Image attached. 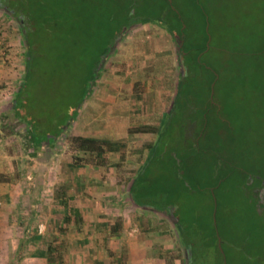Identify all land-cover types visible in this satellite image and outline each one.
I'll return each mask as SVG.
<instances>
[{
  "label": "rangeland",
  "instance_id": "obj_1",
  "mask_svg": "<svg viewBox=\"0 0 264 264\" xmlns=\"http://www.w3.org/2000/svg\"><path fill=\"white\" fill-rule=\"evenodd\" d=\"M170 1L184 22L186 56H194L201 50L198 69H193L191 76L182 82L185 91L190 89L188 101L183 97L176 105L179 108L184 101L188 102L184 105L188 107L187 115L181 122L185 127L184 138L179 137L184 143L195 140L198 146L193 152L211 158L213 167L219 162L226 173L221 185L215 186L222 237L233 241L230 244L245 243L243 252L227 253L228 263L264 264V0ZM69 7L73 9L72 4ZM9 18L17 27L20 63L23 61L24 65L23 35L16 18L10 15ZM156 32L167 35L168 49L151 50L153 54L147 61L155 59V62L146 68L142 66L137 73L130 70L134 67L129 61H121L123 71L120 70L118 60L113 58L116 49L125 48L124 53H127L132 47L130 44L146 35L155 36ZM70 36L68 33L64 42L69 41ZM181 40L177 34L167 32L158 21L135 22L111 39L101 67V62L97 65L96 61H32L24 93L25 106L39 115L44 129L64 128L51 142H41L35 149L36 145L28 136L29 126L23 121L12 120L20 122V137L25 141L23 152L27 154L22 172H28L33 187H39L42 192L48 187L47 193L58 185L60 192L70 193L71 184L64 182L63 175L82 168L93 173L89 185H98L104 191L99 200L105 209L103 213L100 210L103 216L123 220L139 212L144 214L146 211L132 202L129 185L149 151L147 143L154 140L152 134L138 127L152 117L141 112L136 127L135 112L128 114L127 110L132 106L145 109V105H149L158 76L167 72L166 61L174 62V76L177 77L180 70L177 45ZM95 65L99 73L87 87L85 82L90 80ZM118 74H123V85L133 84L137 97L121 98L124 104L120 116L117 115L120 118L116 116L113 122V95L116 94L113 76ZM144 78L148 80L143 84ZM121 90L127 93L123 91L124 86ZM75 135L111 141L117 149L80 150L71 141ZM210 147L214 152L209 151ZM33 148L37 156L30 158L26 150ZM94 174L99 176V181L93 180ZM147 212L149 214L144 215L155 221L154 227L164 225L158 222L164 219L175 232L173 221L165 213L156 209ZM221 214H224L223 221ZM224 228L228 231L224 232Z\"/></svg>",
  "mask_w": 264,
  "mask_h": 264
},
{
  "label": "trees",
  "instance_id": "obj_2",
  "mask_svg": "<svg viewBox=\"0 0 264 264\" xmlns=\"http://www.w3.org/2000/svg\"><path fill=\"white\" fill-rule=\"evenodd\" d=\"M0 8L16 18L24 43L20 85L8 116L26 123L28 134L36 144L51 142L64 128L44 129L39 115L25 106L24 93L32 61H96L97 65L101 62V67L106 57L103 54L120 30L135 22L158 21L172 35L182 38L178 48L185 54L187 77L193 69L197 70L200 62L201 50L194 56H186L184 22L170 0H0ZM68 33L70 40L64 42ZM97 65L92 68L90 80L85 82L87 87L99 72L96 73ZM182 82L180 79L176 83L170 110L154 141L147 144L149 152L132 178L129 193L136 204L150 206L171 218L184 250V264H229L227 253L243 252L245 243L230 244L233 241L222 237L215 190L226 177L222 164L218 162L214 168L211 158L193 152L198 146L195 140L184 143L179 137L185 133L181 122L188 108L185 101L176 107L179 99L184 97L188 101ZM71 141L84 151L116 148L111 141L91 136L75 135ZM209 149L214 152L212 147Z\"/></svg>",
  "mask_w": 264,
  "mask_h": 264
},
{
  "label": "crops",
  "instance_id": "obj_3",
  "mask_svg": "<svg viewBox=\"0 0 264 264\" xmlns=\"http://www.w3.org/2000/svg\"><path fill=\"white\" fill-rule=\"evenodd\" d=\"M1 19L0 264H184V250L176 232L167 226L164 219L157 220L160 223L164 222V225L154 227L155 221L149 215H144L153 209L150 206L138 205L132 200L134 205L142 207L146 212L142 215L139 212L138 215L123 220L111 218L109 215L103 216L100 210L103 213L105 209L99 200L103 198L104 191L99 189L98 185L95 187L89 185V180H92L93 176L90 171H83L80 168L79 171L63 175L64 182L71 184L70 193L60 192L58 185L47 193L45 191L48 187L44 192L39 187H33L28 172H22L24 156L27 154L23 152L25 141L20 137V122L14 123L8 116L13 97L20 85L23 68V61L20 63V40L12 18L0 8ZM154 34L155 36L150 34L137 39L138 41L130 44L132 47L129 46L127 53H124L125 48L116 49L113 58L118 60L120 70L123 71L121 61H129L134 67L130 70L137 73L142 66L146 68L155 62V59L147 61V57L153 54L151 50L168 49L167 35L161 32ZM179 52L180 70L177 77L174 76V62L166 61L167 72L158 76L151 104L145 105V109L132 106L127 110L128 114L135 112L136 127L139 126L137 121L141 112L150 114L152 118L147 119L138 129L152 134L154 139L172 105L176 83L187 77L183 62L184 52L181 50ZM141 57L145 58V61H139ZM122 78L123 74L113 76V92H116L113 93V122L117 115L120 116L121 106L124 104L121 98L126 95H129V100L137 97V92L133 91V84L128 87L123 85ZM151 79L153 88L154 77ZM147 80L144 78L143 84ZM122 86L123 91L126 90L127 93L122 92ZM146 88H149L148 85ZM189 91L186 93H190ZM33 144L36 145L33 146L35 149L39 145ZM34 148L26 150L30 158L37 154ZM94 175L96 177L93 180L97 181L98 175ZM59 211L63 212L60 216ZM40 224L45 226L44 230L39 228Z\"/></svg>",
  "mask_w": 264,
  "mask_h": 264
},
{
  "label": "built area",
  "instance_id": "obj_4",
  "mask_svg": "<svg viewBox=\"0 0 264 264\" xmlns=\"http://www.w3.org/2000/svg\"><path fill=\"white\" fill-rule=\"evenodd\" d=\"M39 228H43V225L40 224Z\"/></svg>",
  "mask_w": 264,
  "mask_h": 264
},
{
  "label": "water",
  "instance_id": "obj_5",
  "mask_svg": "<svg viewBox=\"0 0 264 264\" xmlns=\"http://www.w3.org/2000/svg\"><path fill=\"white\" fill-rule=\"evenodd\" d=\"M215 211V210H214ZM214 218H215V216H214ZM219 241H220V238H219Z\"/></svg>",
  "mask_w": 264,
  "mask_h": 264
},
{
  "label": "flooded vegetation",
  "instance_id": "obj_6",
  "mask_svg": "<svg viewBox=\"0 0 264 264\" xmlns=\"http://www.w3.org/2000/svg\"><path fill=\"white\" fill-rule=\"evenodd\" d=\"M184 54V53H183ZM184 56V55H183Z\"/></svg>",
  "mask_w": 264,
  "mask_h": 264
}]
</instances>
